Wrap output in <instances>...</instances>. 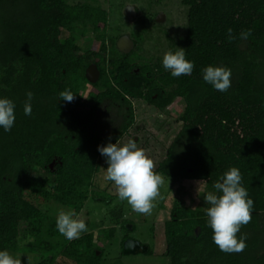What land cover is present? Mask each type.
<instances>
[{
	"label": "trees",
	"instance_id": "trees-1",
	"mask_svg": "<svg viewBox=\"0 0 264 264\" xmlns=\"http://www.w3.org/2000/svg\"><path fill=\"white\" fill-rule=\"evenodd\" d=\"M95 2L0 0V97L16 104L14 127L0 129V250L35 255L34 264H105L94 232L69 241L57 231L56 217L60 210L81 213L90 199L101 201L94 180L107 165L97 147L119 135L102 137L94 130L99 105L107 98L121 104L127 95L142 96L147 86L148 102L160 112L181 100L176 121L164 130L166 157L155 171L173 184L202 181L212 191L236 167L254 201L252 219L238 233L247 247L231 254L212 241L207 205L192 209L175 202L165 223L169 264H264V0H184L187 27L177 48L195 68L190 76L173 78L160 58V76L148 82L132 69L157 67L138 64L135 51L108 55V13ZM79 29L83 37L92 34L96 44L90 50L78 42ZM248 30V39H241ZM94 64L100 79L92 87L100 94L91 93L95 105L87 107L82 90ZM209 65L232 70L227 93L203 82L201 70ZM64 90L76 94L72 102L59 99ZM27 91L34 93L31 116L24 115ZM109 217L113 224L102 231L112 237L123 216Z\"/></svg>",
	"mask_w": 264,
	"mask_h": 264
},
{
	"label": "rangeland",
	"instance_id": "rangeland-1",
	"mask_svg": "<svg viewBox=\"0 0 264 264\" xmlns=\"http://www.w3.org/2000/svg\"><path fill=\"white\" fill-rule=\"evenodd\" d=\"M183 1L96 0V6L105 9L108 13L106 34L108 37L109 55L116 54L115 41L121 35L129 36L136 43V50L133 56L141 57L145 63L149 60L147 55L162 59L166 52L177 49V42L185 35L187 27L188 8L183 5ZM130 6H135L140 12V17L134 22H130L124 15L125 9ZM158 12H160V15L164 14L166 19L160 24L155 22L154 19ZM77 36L78 42L84 51L90 50L96 44L92 34L88 33L87 36L83 37L82 29L77 31ZM141 52L144 53L143 56H140ZM89 90L90 88L88 86L83 88V99L87 97ZM179 103L177 101L168 111V115L162 118L164 120L163 123H174L173 118L175 119L180 112L177 107ZM144 112L140 118L141 121L155 130L159 129L158 121L160 118L156 115L155 110L149 109ZM165 125L164 130L169 128L167 124ZM162 126H160V143L153 139H147L149 135L146 133L140 135L142 138L141 148L144 150H146L145 147L151 149L149 153H146L154 161L155 166L158 161L166 157L165 142L168 140H166L164 133H161L162 131L164 132ZM102 162L105 163V160ZM104 175V169H101L97 178L94 180V195H99L101 201L99 199H90L79 217L86 222L89 229L87 233L94 232L98 236V241H100L101 235L103 247L105 245L104 263L169 264V260L165 256V223L170 219L173 204L179 200L182 205L192 209L204 208L206 205L203 197L208 192L206 183L202 181H180L174 185L170 179L161 175L164 179V184L160 188V196L154 202L155 206L152 213L150 215H142L133 212L126 202L120 201L114 188L113 190L107 188L108 185L114 184L106 181ZM110 201L113 202V205H110ZM111 212L121 213L125 217L124 220L131 222V225L135 227V231L129 233V236L144 245H148L152 251L151 255L125 254L121 246L122 235H125V231L117 227L118 225L116 226L117 235H113L112 237H108L106 234L104 235L102 230L107 231L113 224L111 217H109ZM14 257L20 259L21 264H34L35 260L37 261L35 255H17Z\"/></svg>",
	"mask_w": 264,
	"mask_h": 264
},
{
	"label": "clouds",
	"instance_id": "clouds-1",
	"mask_svg": "<svg viewBox=\"0 0 264 264\" xmlns=\"http://www.w3.org/2000/svg\"><path fill=\"white\" fill-rule=\"evenodd\" d=\"M229 41L235 39L232 29H228ZM251 31H243L240 38L247 40ZM177 48V47H176ZM162 67L173 78L190 76L195 68L194 62L186 59V51L177 48L175 52L168 51L163 55ZM205 84L221 93H227L232 87V70L228 67L209 65L201 70ZM24 115H32L34 93L26 92ZM76 94L70 90L59 93V99L72 102ZM16 104L13 100L0 97V129L10 132L14 127ZM98 153L107 165L104 169V179L112 182L116 188L117 197L126 202L131 210L142 215H150L154 202L160 196V188L164 184L163 177L156 172L154 161L146 151L138 147L135 140L127 143L108 142L97 147ZM242 174L236 167L224 172L216 182L212 191H208L203 199L207 207L204 209L207 226L212 229V241L224 253H241L247 247L246 236L241 227L250 223L254 201L242 183ZM56 229L71 241L79 239L89 229L86 222L79 218L74 210H60L56 217ZM0 264H21L7 250H0Z\"/></svg>",
	"mask_w": 264,
	"mask_h": 264
},
{
	"label": "flooded vegetation",
	"instance_id": "flooded-vegetation-1",
	"mask_svg": "<svg viewBox=\"0 0 264 264\" xmlns=\"http://www.w3.org/2000/svg\"><path fill=\"white\" fill-rule=\"evenodd\" d=\"M159 18H160V12H158L155 15V18H154L155 22H157L158 24H160V22H158ZM122 36H124V35H121L116 40L115 48H116V51H118L121 54H124L118 48V41H119V39ZM107 46H108V44H107ZM135 50H136V43L134 42V48L132 49V51H135ZM143 54L144 53L141 52V55L140 54L139 55L143 56ZM108 55H109V49H108ZM148 57H149V60L146 63L141 57L137 58L136 62L138 64L140 62L141 63L144 62L145 65L151 66L152 68H154L156 66L157 67L156 70H154V71H142L140 68H136V67H134L132 69L133 72H134V73H132L133 75L138 76V77L144 75L145 78L147 79V82H148V79H154V78H158V76H160V72H158V67L160 66V58L159 57H154V56L151 57V56L147 55V58ZM150 60H151V62H150ZM99 79H100V77H99ZM133 80L134 79H130V83H132ZM144 83H145V81H143V84ZM92 85L93 84H91V83L88 84V87L90 88V90H89V93H88L87 97L85 99H83V100H86L87 107H92V106L95 105V102L93 100L89 99V95L91 93H95V96L100 94V91H98L95 88H93ZM147 92H148L147 86H144V93H143L142 96L132 98V97L127 95L125 97V99H122V101H124V100L125 101H124V103H121V104L120 103H115L109 98L105 99L99 105V110L97 112V118H96V121H95V124H94V130L102 137L103 136L104 137L105 136H111L113 134H115L117 136L119 135V137H118L116 142H119L121 145L124 144V143H127L129 140H135L137 142V144H138V147H141L142 138L140 137V135L142 133H146V134L149 135L147 137V139H150V140L153 139V140L158 141L160 143V126L163 125L162 127H163V130H164V128L166 127L165 124L170 126L171 123H172V122L163 123L164 120H162V118L164 116L168 115V111L170 109H168L167 111L160 112L159 108L155 104H150L148 102V98H147L148 93ZM82 94H83V92H82ZM152 98H153V101L156 102V100L158 98V95L155 94L154 96H152ZM177 101L180 102L179 105L177 106L179 108V106L181 104V100L178 99ZM149 109L155 110L156 115L158 116V118H160V120L158 121V128L159 129H157V130H155L152 127H149L145 122L141 121V119H140L141 116L143 115V113H145L144 111L145 110H149ZM177 117H175V119L173 118V120L176 121ZM153 120H156V119H153ZM161 133H164V132L162 131ZM145 148H146L145 151L149 153V151L151 149H148L147 147H145ZM161 162H162V160L158 161V163H157V165H156L154 170L159 169ZM180 181L182 182V181H192V180H180ZM179 182H177V183H179ZM176 184H174V185H176ZM107 188L108 189H112V190L114 188L116 190L115 186L112 185V184L108 185ZM112 203L113 202L110 201V205H113ZM81 213H79V217L81 216ZM124 218L125 217L123 216L122 220H121V224H119L117 227H120L121 229H123L122 227H123V224H124L127 229L129 227H131L132 230H129V229L128 230L130 231V233H133L135 231V230L133 231V225H131L129 223H124L126 221V220H124ZM115 235H117V233H115ZM98 240L99 239L97 238L95 247H97L99 250L104 251L105 245L103 247V244L101 242V237H100V241H98ZM123 240H124V243H125L127 240H135V239L131 238L129 235H126V233H125V235L124 234L122 235L121 241H123ZM124 243H123V247H122L123 249H124ZM141 244L144 245L143 243H141ZM145 246H147L149 248L148 251L151 250L148 245H145Z\"/></svg>",
	"mask_w": 264,
	"mask_h": 264
},
{
	"label": "water",
	"instance_id": "water-1",
	"mask_svg": "<svg viewBox=\"0 0 264 264\" xmlns=\"http://www.w3.org/2000/svg\"><path fill=\"white\" fill-rule=\"evenodd\" d=\"M140 12L135 6L127 7L124 11V15L126 19H128L130 22L136 21L140 17ZM165 21L164 14L160 15V18L158 19V22L162 23ZM118 48L119 50L124 54H129L132 49L134 48V42L129 38V36H122L118 41ZM100 77V73L98 70V67L94 64L91 65L86 70V79L91 84H95ZM129 230H132L131 227L128 228ZM200 229H198L197 233L199 235ZM149 248L145 245H142L139 241L136 240H127L124 243V253L125 254H131V255H137V254H147Z\"/></svg>",
	"mask_w": 264,
	"mask_h": 264
}]
</instances>
